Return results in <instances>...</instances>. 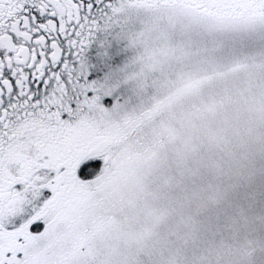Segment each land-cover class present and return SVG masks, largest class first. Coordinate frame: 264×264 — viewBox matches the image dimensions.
Instances as JSON below:
<instances>
[{"label":"snow or ice","instance_id":"6c2138e0","mask_svg":"<svg viewBox=\"0 0 264 264\" xmlns=\"http://www.w3.org/2000/svg\"><path fill=\"white\" fill-rule=\"evenodd\" d=\"M0 264H264V0H0Z\"/></svg>","mask_w":264,"mask_h":264}]
</instances>
